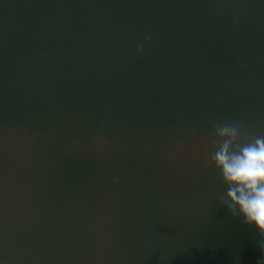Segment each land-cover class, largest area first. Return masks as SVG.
Returning <instances> with one entry per match:
<instances>
[{
    "label": "water",
    "instance_id": "obj_1",
    "mask_svg": "<svg viewBox=\"0 0 264 264\" xmlns=\"http://www.w3.org/2000/svg\"><path fill=\"white\" fill-rule=\"evenodd\" d=\"M221 125L264 136V0H0V264H260Z\"/></svg>",
    "mask_w": 264,
    "mask_h": 264
},
{
    "label": "clouds",
    "instance_id": "obj_2",
    "mask_svg": "<svg viewBox=\"0 0 264 264\" xmlns=\"http://www.w3.org/2000/svg\"><path fill=\"white\" fill-rule=\"evenodd\" d=\"M215 131L221 142L211 159L227 186L221 202L232 217L264 235V136L242 137L234 125L217 126ZM260 247L264 251V242Z\"/></svg>",
    "mask_w": 264,
    "mask_h": 264
}]
</instances>
